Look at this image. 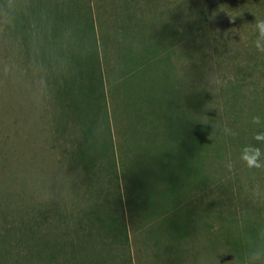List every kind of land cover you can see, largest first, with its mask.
Returning <instances> with one entry per match:
<instances>
[{
	"label": "rangeland",
	"instance_id": "374dc122",
	"mask_svg": "<svg viewBox=\"0 0 264 264\" xmlns=\"http://www.w3.org/2000/svg\"><path fill=\"white\" fill-rule=\"evenodd\" d=\"M38 2L48 19L36 38L59 54L48 74L63 83L37 109L24 89L0 81V223L43 212L59 226L85 210L89 229L88 211L103 218L109 207L113 218L124 210L133 264H241L247 245L238 255L228 239L264 230V168L239 159L264 131V52L254 26L264 0ZM56 33L72 46L47 50ZM21 47L19 35L0 33V62L22 61ZM166 124L179 125L181 138L169 141ZM111 135L117 166L107 170L97 152ZM161 144L163 161L151 160ZM82 148L85 164L95 160L89 170L77 158ZM160 167L169 180L148 186L171 179L177 198L149 207L140 171L157 177Z\"/></svg>",
	"mask_w": 264,
	"mask_h": 264
},
{
	"label": "trees",
	"instance_id": "16d2710c",
	"mask_svg": "<svg viewBox=\"0 0 264 264\" xmlns=\"http://www.w3.org/2000/svg\"><path fill=\"white\" fill-rule=\"evenodd\" d=\"M38 6H42V4L38 2L35 5L34 0L33 7L38 22L45 21L48 18L45 14L39 16L38 11L40 9ZM52 38L54 43L50 44L47 50L51 51L54 44L61 46V49H64L63 46H65V49L72 46L70 35L58 37L56 33ZM61 38H66L68 41H61ZM77 62L78 60H75L72 63L77 65ZM165 126H167L165 136L169 141H176L181 138L182 133L179 125L166 124ZM105 130H108V128H105ZM209 143L210 141L205 140V144L208 145ZM180 146L179 149H185L182 148L183 143ZM100 147L101 151L97 153L100 158L104 157L105 159L104 168L107 170L115 168L117 159L113 158L116 156L114 154L113 136H106ZM83 148H85V144ZM83 148L78 153L77 158L80 164L83 162L84 169L85 166L87 168L89 165V170L95 160L88 159L85 164V149ZM167 151L166 145L161 144L155 152L156 156L150 153L149 156L151 160L161 162ZM160 170H162L161 176L157 177H155V174L140 171L142 175L146 176L143 180H140L143 184L142 189L145 198L143 203L146 206L152 207L159 199L166 201L165 206H171L174 205L173 200L177 198L176 182L171 179V184L162 189L157 186H148L151 182L169 180L166 179L168 177L166 168L162 169L160 167ZM87 173L92 172L88 171ZM192 173L191 169L188 170L187 177H191ZM87 188L91 192L94 190L90 179ZM88 214L89 229L85 228V210L82 216L71 217V220L59 219L62 221L59 226H55L51 216H47L43 212H39V216H31L28 219L21 218L17 224L11 222L0 223V264H133L127 225L123 218L124 210H122L120 219L113 218L114 212L109 207H107L103 218L98 208L89 210ZM239 235L242 237L231 236V239H228L230 241H227V243L232 245L235 254L241 255L239 253L240 245H247L249 239L255 237L252 235L247 236L245 231L244 234L239 232Z\"/></svg>",
	"mask_w": 264,
	"mask_h": 264
},
{
	"label": "clouds",
	"instance_id": "9594fccd",
	"mask_svg": "<svg viewBox=\"0 0 264 264\" xmlns=\"http://www.w3.org/2000/svg\"><path fill=\"white\" fill-rule=\"evenodd\" d=\"M33 3L34 0H0V33L19 35L22 47L15 55L24 57L22 61L15 59L0 62V81L24 89L31 105L42 109L51 99L54 86L63 81L54 82L48 74L51 60L59 54L45 52L42 43L36 38L38 34L34 29L38 20ZM254 26L257 32L256 46L264 52V19H256ZM24 40H32L31 45L23 44ZM253 122L260 124V117H254ZM224 131L231 134V129L227 127ZM253 139L256 143L242 147L239 159L249 169L264 168V147H261L264 145V131L257 132ZM226 167L231 171V161ZM241 264H264V230L249 239Z\"/></svg>",
	"mask_w": 264,
	"mask_h": 264
}]
</instances>
